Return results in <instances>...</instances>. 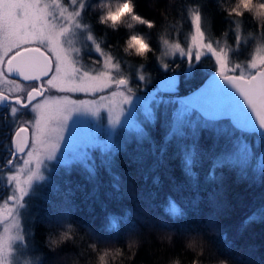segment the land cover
<instances>
[{
  "label": "trees",
  "instance_id": "16d2710c",
  "mask_svg": "<svg viewBox=\"0 0 264 264\" xmlns=\"http://www.w3.org/2000/svg\"><path fill=\"white\" fill-rule=\"evenodd\" d=\"M102 1L87 0L83 11L95 35L103 38L102 46L110 49L114 45L111 51L122 60H144L158 80L162 73L154 62L161 43L182 41V34L191 29L187 7L197 1L132 0L136 16L155 21L151 28L130 17H122L115 25L109 21L115 27L99 23ZM116 1L124 2L108 3L111 6ZM206 2L197 4L209 38L230 39L237 21L244 35L264 33L257 31L251 11L240 16L229 13L234 0ZM116 8L111 6L110 11ZM133 32L148 44L149 51L143 56L132 49L122 50ZM251 40L232 51L231 58L235 53L246 56ZM205 59L186 80L180 76L178 92L172 94L190 93L210 76L199 68L213 67ZM173 61L182 68V60ZM207 120L209 125L166 137L169 118L160 106L154 121L146 125L145 137L117 148L108 157L95 150L92 171L75 167L53 173L49 192L32 206L29 225L24 222L32 260L38 259L37 264H99V254L110 252L107 264H193L197 260L200 264H264V169L244 172L227 155L237 136L254 138V151L264 144V138L239 131L228 118ZM217 123L221 133L228 132V127L233 131L227 137L228 145L221 133L214 134ZM170 200L181 209L180 217L168 215ZM113 219L116 227H112ZM65 232L68 238L61 240ZM193 238L197 244L189 248Z\"/></svg>",
  "mask_w": 264,
  "mask_h": 264
},
{
  "label": "snow or ice",
  "instance_id": "6c2138e0",
  "mask_svg": "<svg viewBox=\"0 0 264 264\" xmlns=\"http://www.w3.org/2000/svg\"><path fill=\"white\" fill-rule=\"evenodd\" d=\"M52 2L59 6V0ZM253 7L264 10V3L239 0L229 13L240 16L245 11H252ZM60 11L63 13L64 9L61 8ZM50 15L47 0H0V84L8 86L6 89L0 87V105L6 104L8 107L5 118L9 114L16 116L26 106H30L35 113L34 119L18 123L10 135L12 150L8 163L12 164L19 159L20 154H25L22 156L25 167L30 161L35 162V169L23 181L19 173L8 177L16 182L17 204L26 191V187L22 185H27L34 176L41 178L38 173L40 159L44 155L48 159L53 158L60 146L64 124L73 113L87 112L97 116L104 109L108 123L115 127L121 122V117L131 111L136 91L142 87L137 84L134 90L127 77L115 76L111 69L118 65L108 55L102 54L104 59L101 70L94 73L79 71L61 45L60 37L66 29L54 25L48 19ZM67 15L69 19L72 18L71 13ZM122 17H130L140 24L148 23L134 14L132 0H124L115 11H109L106 15V19L114 25ZM191 21L194 30L188 44L164 41L168 49L165 54L179 53L184 57L188 69L205 58V53L213 61L214 71L208 86L182 97L184 100L189 97L195 100L187 115L196 111L206 119L228 118L239 131L264 136V51L257 50L247 61L248 70L242 71L239 65L230 66L223 48L217 49L205 42L198 10L191 11ZM127 43L128 48L139 55L149 51L148 44L135 32L129 35ZM97 51H100L99 47ZM163 67L167 70L169 65L163 64ZM137 76L139 81H145L142 72L138 71ZM22 81L33 83L25 86ZM165 82L171 85L172 91L178 92V77L168 76L161 81ZM52 90L59 94L50 95ZM77 93L94 95V98H74L72 94ZM209 110L216 114L210 117ZM50 132H55V140L48 139ZM169 205L170 217L182 215L181 209L174 202L170 200ZM10 212V205L3 204L0 207V219L7 217ZM13 223L18 224V221L14 220ZM116 226L117 222L113 219L112 227ZM7 232L6 227L5 234L0 237V251L3 252L7 251ZM68 235L69 232H65L60 239H67ZM196 244L197 241L193 238L187 246L193 248ZM220 264L225 262L221 261Z\"/></svg>",
  "mask_w": 264,
  "mask_h": 264
},
{
  "label": "rangeland",
  "instance_id": "374dc122",
  "mask_svg": "<svg viewBox=\"0 0 264 264\" xmlns=\"http://www.w3.org/2000/svg\"><path fill=\"white\" fill-rule=\"evenodd\" d=\"M189 1H197L199 4V0ZM47 2L49 3V11L51 13L48 19L58 28L63 27L66 29L60 37L61 45L79 71H90L94 73L101 70L104 59L102 54L107 51L109 52L108 56L112 57L113 63L118 65V67L111 69L113 74L117 77H127L130 86H132L134 90H136L137 84H140L142 87L136 91V99L131 105V111L122 116L121 122L115 127L108 123L107 112L104 109H101L100 114L97 116H93L87 112L73 113L64 124L60 146L54 153L53 158L48 159V157L44 155L40 159L38 173L41 178L37 179L34 176L27 185H22L26 187V191L24 195L20 197L19 204H17L15 200V197L18 195L16 182L14 180H9L8 177L19 173L21 181H23V179L35 169V162L30 161L27 167H25L22 157L25 154H22L15 163L11 164L6 171L5 179L9 185L10 194L14 195V198L7 203L11 207L10 214L3 218L0 223V237L5 234V228H8L7 251H0V264L38 263V259L32 260L34 256L31 254L25 239L26 229L24 222L26 226L29 225L32 206L36 205L35 202H38V199L39 201L43 199L45 194L49 192V184L53 173H58L59 171L68 172L71 168L75 167H80L86 171H92L94 168L93 154L95 150L101 156L108 157L110 153H113L117 148L126 145L136 138L140 140L145 137L147 132L146 125L154 121L157 109L160 106L168 113L169 118V131L166 137L180 133L183 134L187 132L188 129L209 125V120L204 118L199 112L193 111L191 115H187L191 105L187 104L186 101L182 99V97L185 96L184 94H172L171 92L163 94L162 92L164 91L158 85L160 79L154 80L153 74L146 68L144 60H139L140 62H134L128 59L122 60V57L119 58L116 53V56H113L109 48H104L102 46L103 38H99L95 35L94 30L91 29L84 17L83 11L86 8L87 0H59V6L53 3L52 0H47ZM197 3L195 2V6L189 4L187 7L191 29L188 33L182 34V41H179L182 45H186L190 42V36L194 30L191 21V11H199ZM206 3V0H204V4ZM119 5L120 1H116L111 6L118 7ZM111 6L108 0H103L101 2V7L103 8L101 12L102 15L104 14L106 16ZM61 8L64 9L63 13L60 11ZM68 13L72 14L71 19H69ZM238 25L237 21L233 28V37L230 39L227 37L213 39L207 36L201 17V31L204 34L205 42L212 44V46L217 49L223 48L228 56L230 66L239 65L242 71H247V61L256 53V48L258 46L264 45V33L258 37L244 35L239 25V34H237ZM249 38L252 39L250 42V52L246 56H241L239 53H237V55L235 53L233 56L234 58H231V52L238 50L241 45L246 44ZM97 47H99L100 51H97ZM167 52L168 49L165 47L163 41L154 62L156 69L162 73V77L171 71L176 72L186 80L194 67L188 69L184 57L179 53L166 55L165 53ZM207 55L208 54L205 53V56ZM175 59L183 61L182 68L177 67L178 63L173 61ZM208 59L206 58L205 60L209 61ZM210 61L213 65V61L211 59ZM163 64L169 65L167 70L164 69ZM198 64L199 61L196 62V66ZM199 68H201V71L204 73L208 72L210 76L213 75L214 67L206 70L207 67L199 65ZM138 71L145 75V81L138 80ZM49 94L58 95L59 93L52 90ZM72 95L74 98L79 99L94 98V95L82 93ZM98 95L100 94H95V96ZM24 120V118H20L18 123ZM220 124H225V122H220ZM220 124L217 123L213 126L214 134L221 133ZM227 129L228 132L223 131L221 133L222 136L226 138L225 145H228L227 137L233 132L229 127ZM55 138V132H50L48 139L55 140ZM253 139L254 138H252V140ZM252 140L245 136H237V138L233 139L232 147L229 152H227V155H229L244 172H249V170L260 172L264 169V144L260 147H255L256 151H254ZM222 197H226V195ZM31 199L32 203L30 202ZM5 202L6 201H0V207H2ZM14 220L18 221V224H14ZM59 223L60 221L57 220L56 225Z\"/></svg>",
  "mask_w": 264,
  "mask_h": 264
},
{
  "label": "flooded vegetation",
  "instance_id": "af4514ba",
  "mask_svg": "<svg viewBox=\"0 0 264 264\" xmlns=\"http://www.w3.org/2000/svg\"><path fill=\"white\" fill-rule=\"evenodd\" d=\"M32 83L33 82L30 81H22V84L25 86L31 85ZM0 87L6 89L8 86L0 84ZM19 94L24 95L25 93ZM7 111L8 107L6 104L0 105V201H6L5 203H9L13 200L9 199V197L14 198V195L10 194L9 185L5 179L6 171L11 166V164L8 163V160L10 159V152L12 150L10 144L11 131L18 124L20 118L31 120L35 115L30 106H26L16 116L9 114V116L5 118ZM21 155L22 154H20V156ZM15 162L16 160L13 163ZM1 221L2 219H0V223Z\"/></svg>",
  "mask_w": 264,
  "mask_h": 264
},
{
  "label": "clouds",
  "instance_id": "9594fccd",
  "mask_svg": "<svg viewBox=\"0 0 264 264\" xmlns=\"http://www.w3.org/2000/svg\"><path fill=\"white\" fill-rule=\"evenodd\" d=\"M257 2L258 3H264V0H257ZM238 3H239V0H235V5L238 4ZM133 8H135V4L134 3H133ZM251 15H252L253 21L257 25V31L258 32L264 31V25L261 24V19L264 18V10H258L255 7H253V10L251 11ZM99 23H101L103 25H107L109 27H115L114 25H111L110 24L109 20L106 19V16H104V15H101L99 17ZM149 24L151 25V27H154L155 26V21H148V23H146L145 25H148L149 26ZM151 27H149V28H151ZM237 34H239V30L237 31ZM113 47H114V45L112 46V48ZM112 48H110V50ZM122 50H123L124 53H128L129 52L127 40L124 42V46H123ZM257 50L264 51V45L258 46L256 48V51ZM111 53H112L113 56H116V54L114 52H111ZM131 54H135V53H131ZM104 55H109V52L106 51L104 53ZM141 56H143V55H141ZM53 243H55V241H53ZM92 248H93V250H95V245H92ZM111 255H112V253H110V252H106L104 255H100L99 254V256H98V262H99V264H101V262H104V264H107V257L108 256H111ZM101 257H103V260L102 261H101ZM175 264H179V262L177 261V262H175ZM196 264H200V262L197 260L196 261Z\"/></svg>",
  "mask_w": 264,
  "mask_h": 264
},
{
  "label": "water",
  "instance_id": "95a60500",
  "mask_svg": "<svg viewBox=\"0 0 264 264\" xmlns=\"http://www.w3.org/2000/svg\"><path fill=\"white\" fill-rule=\"evenodd\" d=\"M171 75H175L176 77H178L179 78V75L176 73V72H171V73H168L167 75H165V76H163L159 81H158V85H159V87L163 90V91H168V92H174V91H172V88H171V85L170 84H168V83H161V81H163L166 77H168V76H171ZM212 77V76H211ZM211 77H209V78H207L198 88H196L195 90H193L192 92H190V93H188V94H186L184 97H187V96H189V95H191L193 92H196V91H198V90H200V89H202V88H205L206 86H208V82H209V80L211 79ZM189 105H192V103H194L195 102V100L193 99V98H191V97H189V99L188 100H185ZM216 113L215 112H213V111H211V110H209V112H208V115L211 117V116H214ZM231 121V120H230ZM232 123V122H231ZM258 134V133H257ZM259 136H261L260 134H258ZM261 137H263L264 138V136H261Z\"/></svg>",
  "mask_w": 264,
  "mask_h": 264
},
{
  "label": "bare ground",
  "instance_id": "6f19581e",
  "mask_svg": "<svg viewBox=\"0 0 264 264\" xmlns=\"http://www.w3.org/2000/svg\"><path fill=\"white\" fill-rule=\"evenodd\" d=\"M95 12H96V10H94ZM92 12V13H89V14H91V16H92V14H94L95 12ZM162 78V76L159 78V79H161ZM179 83H180V75H179ZM169 93V92H168Z\"/></svg>",
  "mask_w": 264,
  "mask_h": 264
}]
</instances>
